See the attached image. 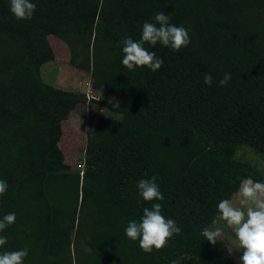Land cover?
I'll list each match as a JSON object with an SVG mask.
<instances>
[{
    "label": "trees",
    "instance_id": "16d2710c",
    "mask_svg": "<svg viewBox=\"0 0 264 264\" xmlns=\"http://www.w3.org/2000/svg\"><path fill=\"white\" fill-rule=\"evenodd\" d=\"M31 20H17L0 0V235L4 251L27 248L24 264H237L226 242L201 235L246 178L264 172L236 158L246 146L264 161V0H32ZM158 12L188 30L178 52L145 48L164 60L129 71L123 39L139 40ZM48 36L66 44L69 62L90 68L92 85L116 95L94 102L120 119L100 117L86 136L82 170L64 163L62 122L86 101L42 81ZM225 72L226 86H218ZM211 74V86L204 75ZM159 179L162 214L181 233L162 250L127 238L145 207L140 179Z\"/></svg>",
    "mask_w": 264,
    "mask_h": 264
},
{
    "label": "clouds",
    "instance_id": "9594fccd",
    "mask_svg": "<svg viewBox=\"0 0 264 264\" xmlns=\"http://www.w3.org/2000/svg\"><path fill=\"white\" fill-rule=\"evenodd\" d=\"M37 6L32 0H10V12L17 20H31ZM155 23L144 22L139 40L125 37L123 43L122 65L129 71L147 67L155 72L164 64V60L157 57L155 52L145 48V43L156 46L157 43L179 51L190 44L188 30L183 26L170 23V15L158 12L154 16ZM231 80V73L225 72L219 80L218 86H226ZM204 83L211 86L212 75H204ZM158 177L140 179L137 184L139 196L146 202L163 201L164 196L157 183ZM9 185L6 180L0 179V197L7 194ZM162 203L153 202L151 207L143 209L140 221L130 220L125 228L127 238L138 241L139 246L146 254L153 250H162L168 246L174 235L181 233V228L171 219L162 214ZM216 221L222 220L234 233L239 248L243 249L239 257V264H264V181L244 179L234 199H222L217 205ZM16 214L8 213L0 218V233L15 223ZM201 235L215 245L224 235L221 227L204 228ZM7 236L0 235V247L7 244ZM27 248L21 250L4 251L0 253V264H24L28 256ZM172 264H176L175 261Z\"/></svg>",
    "mask_w": 264,
    "mask_h": 264
},
{
    "label": "rangeland",
    "instance_id": "374dc122",
    "mask_svg": "<svg viewBox=\"0 0 264 264\" xmlns=\"http://www.w3.org/2000/svg\"><path fill=\"white\" fill-rule=\"evenodd\" d=\"M48 42L52 49V58L41 67V78L46 84L65 91H80L86 96L90 89L94 96L89 103L86 101L79 104L73 110L69 117L62 122V134L58 142L64 163L69 165L73 170H82L83 168V150L86 145V136L93 127L94 122L100 117H110L120 119L109 109H106L94 102L99 100L108 103L111 106L116 104V95L110 94L104 89H97L92 85L90 77V68L87 64L83 70L69 62V50L65 43L54 36H48ZM236 158L250 164L261 172H264V161L261 160L253 151L246 146H240ZM235 194V193H234ZM234 194L231 199H234ZM221 227L224 235L219 238L226 242L235 261L239 264V257L243 249L239 248L238 241L234 233L229 229L222 220L210 223L207 228Z\"/></svg>",
    "mask_w": 264,
    "mask_h": 264
},
{
    "label": "built area",
    "instance_id": "2783aa9c",
    "mask_svg": "<svg viewBox=\"0 0 264 264\" xmlns=\"http://www.w3.org/2000/svg\"><path fill=\"white\" fill-rule=\"evenodd\" d=\"M94 96L92 94V91L89 89L86 93V102L89 103L91 99H93Z\"/></svg>",
    "mask_w": 264,
    "mask_h": 264
}]
</instances>
